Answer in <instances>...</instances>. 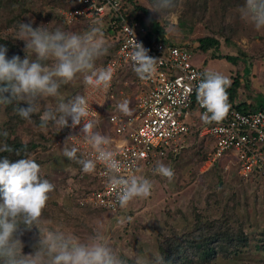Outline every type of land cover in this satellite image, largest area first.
Listing matches in <instances>:
<instances>
[{"label": "rangeland", "instance_id": "obj_1", "mask_svg": "<svg viewBox=\"0 0 264 264\" xmlns=\"http://www.w3.org/2000/svg\"><path fill=\"white\" fill-rule=\"evenodd\" d=\"M135 1L140 6H148L145 0ZM234 1L228 0L227 6H224L227 10L225 13L224 9V15L232 17L229 20H219L217 15L221 14L219 8L211 6L198 15L191 16L190 11L186 10L187 3L194 8L201 7L197 6L194 0H178L175 18L171 21L168 18L160 20L158 13L155 15H158L160 24L164 25L167 38L175 43L196 46L198 39L211 33H214L215 37H217L215 32L222 33L227 40L220 39L218 54L230 57L244 55V63L238 60L232 64L226 60L211 59V52L207 54L205 66L203 54H194L193 62L202 68L203 74L208 71L219 72L226 76L230 83L238 78L239 100L258 105V101H255L258 96L264 101V30L256 31L251 24L243 21L238 12L240 6H235ZM22 3L27 5L22 22L32 23L33 28L44 25L50 31L60 28L67 32L82 33L90 26H99L105 34L109 52L96 61V67H106L113 55V42L103 25L97 23L67 25L64 20V12L74 7L77 0H24ZM8 5L0 11V37L24 44L23 41L16 39L18 31L16 25L8 23L15 14V12L12 14ZM85 88L86 84L80 78L74 84L62 86L60 91L66 101L76 95L84 96ZM137 92V83L129 82L117 75L112 87L114 99L107 103L111 102L115 111H119L118 105L127 100L132 108ZM40 103L43 109L45 102ZM50 104L54 107L56 100H51ZM196 111L198 112L197 109ZM108 113H104L103 120L95 131L111 137V124L105 118ZM4 121L5 115L1 113L0 122ZM200 122L201 118L191 121L190 133L187 136L188 146L177 158L159 161L173 169V179L169 181L155 174L154 168L157 163L150 167L140 164L137 176L150 180L152 183L150 195L146 198H137L126 209L119 208L116 212L94 208L87 203L85 198L96 188L93 178L95 172L91 174L79 172L80 164L63 156L62 149L70 134V127L59 131L51 126L45 130L27 124L17 129L15 136L22 138L24 143L34 142L38 146L27 158L34 159L41 166V178L48 179L55 186L43 211L44 218L52 221L49 226L71 231L81 239H86L97 226V222H102L110 246L128 264L134 263L135 255L138 253H150V260L152 252L159 251L161 255L160 246H166V242L192 232L196 215L220 221L225 217H231L232 220L248 219L246 233L251 234L252 238L255 235L257 240L253 239L260 241L259 243L264 240L263 179L242 180L237 174L235 162L230 159L229 163L226 156L209 170H205L204 162L210 153L212 140L208 136H199L197 126ZM68 146L71 147L73 144L69 142ZM78 155H81L79 151ZM83 204L91 207H83L85 206ZM20 231L23 232L20 237L23 244L22 253L33 254L39 243V230L36 228L27 230L21 226ZM216 264H264V250L252 247L236 258H218Z\"/></svg>", "mask_w": 264, "mask_h": 264}, {"label": "clouds", "instance_id": "obj_2", "mask_svg": "<svg viewBox=\"0 0 264 264\" xmlns=\"http://www.w3.org/2000/svg\"><path fill=\"white\" fill-rule=\"evenodd\" d=\"M178 0H149V11L158 13L160 20L175 18ZM240 18L256 31L264 30V0H244L238 9ZM171 30V24L169 25ZM131 48L133 71L141 80L149 79L155 72L158 59L151 57L142 43H137L135 32L126 26ZM16 39L25 44V58L7 57L8 49L0 45V106L14 105V110L25 121L31 122L39 114V126L59 129L80 128L79 137L69 135L62 149L63 156L82 166L83 173L91 174L97 164L104 165L107 186L115 192L121 209L137 198L150 195L152 183L143 176L121 175L122 163L116 159L110 137L95 131L98 121L88 119L99 116L91 109L86 96L76 95L64 100L62 86L74 84L82 78L93 91L106 90L112 80V72L97 68L96 61L108 55L109 46L99 26H90L82 33L67 32L60 28L50 31L47 26L33 28L32 23H20ZM230 80L215 71L204 74L195 87L196 100L205 111L201 114L204 124L221 122L228 110L227 88ZM56 100L55 106L50 101ZM40 101L45 102L41 107ZM27 107H20V104ZM125 116H132L129 101L118 105ZM71 119V125H69ZM7 136V132L3 133ZM83 138V142L95 153V159L77 156L79 149L69 142ZM0 151H11L7 146ZM154 173L171 181L174 171L157 162ZM55 186L41 178V166L31 158L10 162L0 159V264H126V261L110 246L104 224L97 222L93 232L81 239L71 231L50 227L51 220L43 211ZM123 219V218H121ZM43 225V227H42ZM24 229L39 230V243L33 254L22 253L20 237ZM136 254L134 264H162L159 251Z\"/></svg>", "mask_w": 264, "mask_h": 264}, {"label": "built area", "instance_id": "obj_3", "mask_svg": "<svg viewBox=\"0 0 264 264\" xmlns=\"http://www.w3.org/2000/svg\"><path fill=\"white\" fill-rule=\"evenodd\" d=\"M79 5V8L64 12L67 25L102 19L111 25L118 24L121 33L120 45L105 67L112 72L109 87L104 91H93L87 85L85 88L84 96L99 115L88 118L98 121L96 128L103 120L105 104L114 99L112 87L118 71L133 67L126 26L134 30L137 43H142L149 50L148 54L159 60L156 72L137 83L133 115L129 117L117 111L105 117L112 128L111 148L123 166L121 175H137L140 164L149 167L157 159L166 157L168 152L177 157L185 148V138L190 133L185 119L190 118L193 109H197L200 115L205 111L195 95V87L204 78L203 71L194 64L186 43L172 45L150 41L145 26L122 14L123 0H79ZM82 125L83 121L75 129L70 127L69 135L79 137ZM199 136L210 137L214 144V151L204 162L205 170L226 156L229 163L230 159L235 162L242 179L264 181V111L245 114L229 107L221 122L202 123ZM71 143L79 149L83 159H95V153L82 137ZM105 171L104 165L98 163L93 177L96 188L85 199L94 208L116 212L120 207L115 192L107 186ZM88 204L83 207L90 206Z\"/></svg>", "mask_w": 264, "mask_h": 264}, {"label": "trees", "instance_id": "obj_4", "mask_svg": "<svg viewBox=\"0 0 264 264\" xmlns=\"http://www.w3.org/2000/svg\"><path fill=\"white\" fill-rule=\"evenodd\" d=\"M23 1L24 0H0V11L5 9L4 7L9 4L8 7L12 10V14H14L15 12L8 23H13L14 25H16L17 29L18 25L22 23L23 16L27 10L25 8L27 7V5L26 3H22ZM145 1L149 6V0ZM194 2L197 3V6L200 5L201 7L194 8L190 5V3H187L186 10L190 11L191 16L198 15L208 6H211L219 8L221 13L217 14L219 20H229L230 18H232L231 16L224 15L227 12L226 7L224 6H227L228 0H194ZM234 2L235 6H241L244 3V0H235ZM148 6H140L135 0H123V7L121 12L128 19L133 18L139 21L143 26H145L147 30V37L148 39H150V41L152 40L155 43L176 45L175 43H172V40H169V38H167L164 25H161L160 21H158L157 19L159 14L157 16L155 15V12L153 14V12L148 10ZM79 7V0H77V4L74 7L69 8L68 10H73ZM80 23H86L89 25H94L96 23L97 25L102 24L105 32L113 42V54H115L121 41L120 27L118 24L111 25L110 23H106L105 20L93 19L81 20L72 25H77ZM215 33L217 37L214 36V33H211L209 36L198 39L196 46H192L186 43L187 48L192 53V55L194 56V54L196 53L205 55L203 66L206 65L207 54H209L210 52L211 59L226 60L227 62H230L232 64H234L235 61L238 60L244 63V55H241L240 57H230L218 54L220 39L222 38L223 41H226L227 38L222 33ZM0 45H3L8 49L7 57L9 59L14 55H18L21 59H23L25 44H19L15 41H10L0 37ZM200 69L202 70L201 67ZM117 75H120V77H122L123 79L125 78L129 82L135 84L140 81L139 77L133 71V67L122 69L118 71ZM239 87L240 83L239 79L237 78L233 79V81L230 83V86H228L227 88L228 104L231 108L245 114L253 113L259 110L264 111V101H262L261 97L259 96L257 97V100H255L258 101V105L250 102L248 103V101L239 100ZM20 107L26 106L21 103ZM14 108V105L0 106V114L4 113L5 115V121L2 123L0 122V146H2V149L5 146L11 149V151H1L0 159L7 158L10 162L13 163L21 158H27L30 153L34 152L38 148V146L34 142L24 143L22 138L15 136L17 129L27 124H33L40 127L39 114H34L32 117V121L28 122L23 120L17 114ZM105 112H109L108 114H111L117 112V110L115 111L114 105L110 102L109 104H105L103 108V115ZM4 132H7V136L3 135ZM40 138L42 137L40 136ZM211 144L212 146L210 149V153L214 151V144ZM78 156L79 158H82L81 155ZM175 158L177 157H174L171 152H168L166 154V157L161 159L170 161ZM161 159H157L155 163H157ZM78 171H82V166L78 168ZM94 182L96 185L95 179ZM247 222L248 219L232 220L231 217H225L220 221L207 219L202 217L201 215H196L195 223L193 226L194 228L191 233H184L179 238L170 240V242H166V246H160L161 256L163 257L162 264H216L218 258H236L243 255L245 252H248L252 247L264 250L263 239L262 243H259L260 241H256L257 237L255 235H253V238H255L256 240L252 238L251 234L246 233L245 226ZM128 264L134 263L130 262Z\"/></svg>", "mask_w": 264, "mask_h": 264}, {"label": "crops", "instance_id": "obj_5", "mask_svg": "<svg viewBox=\"0 0 264 264\" xmlns=\"http://www.w3.org/2000/svg\"><path fill=\"white\" fill-rule=\"evenodd\" d=\"M172 43H175V42H172ZM175 44H178V43H175ZM192 115H190V118H188L187 120L185 119V121H186V123H187V125L189 126V125H191V121H193V119H196V118H201V115H200V113L199 112H197L196 111V109H193L192 110V113H191ZM202 120H201V122L198 124V126H197V128L199 129V127L202 125ZM188 137H186L185 138V143H184V146H185V148L188 146ZM212 143V142H211ZM184 148V149H185ZM183 149V150H184Z\"/></svg>", "mask_w": 264, "mask_h": 264}]
</instances>
